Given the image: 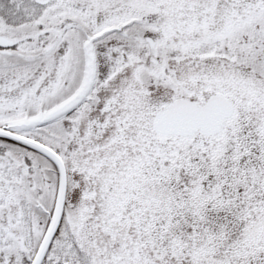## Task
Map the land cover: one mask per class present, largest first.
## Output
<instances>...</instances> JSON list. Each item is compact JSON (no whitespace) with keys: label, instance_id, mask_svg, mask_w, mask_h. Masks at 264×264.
<instances>
[{"label":"snow or ice","instance_id":"1","mask_svg":"<svg viewBox=\"0 0 264 264\" xmlns=\"http://www.w3.org/2000/svg\"><path fill=\"white\" fill-rule=\"evenodd\" d=\"M0 264H264V0H0Z\"/></svg>","mask_w":264,"mask_h":264}]
</instances>
